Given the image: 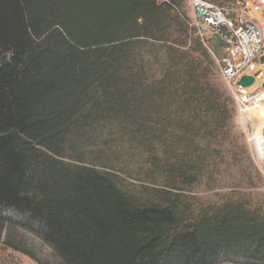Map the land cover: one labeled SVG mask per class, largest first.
Here are the masks:
<instances>
[{"label": "trees", "instance_id": "trees-1", "mask_svg": "<svg viewBox=\"0 0 264 264\" xmlns=\"http://www.w3.org/2000/svg\"><path fill=\"white\" fill-rule=\"evenodd\" d=\"M235 111L181 0H0V242L31 232L59 264H264V213L179 195ZM127 147L165 176L152 199L119 183Z\"/></svg>", "mask_w": 264, "mask_h": 264}, {"label": "rangeland", "instance_id": "rangeland-1", "mask_svg": "<svg viewBox=\"0 0 264 264\" xmlns=\"http://www.w3.org/2000/svg\"><path fill=\"white\" fill-rule=\"evenodd\" d=\"M251 17L264 32V6L256 9L260 0H247ZM191 25L195 13L190 0H181ZM240 13L243 0H221ZM236 17V14H235ZM211 54V53H210ZM213 57V56H212ZM217 81L225 87L235 102V116L227 150L200 151L196 173L198 179L189 184L178 183L180 199L195 214L205 212L229 200L244 202L253 210L264 213V152L258 146V137L264 130V98L254 103L250 117L239 114L232 88L226 83L213 57ZM264 75V62L256 61V73ZM264 80L258 78L247 87L249 93H263ZM117 162L119 183L123 188L143 199H152L165 188V176L152 171L135 148L118 149L113 154ZM206 159L210 161L206 163ZM207 165H211L208 166ZM14 243L18 249L9 245ZM0 264H59L52 250L39 237L22 229H8L6 241L0 242Z\"/></svg>", "mask_w": 264, "mask_h": 264}, {"label": "built area", "instance_id": "built-area-1", "mask_svg": "<svg viewBox=\"0 0 264 264\" xmlns=\"http://www.w3.org/2000/svg\"><path fill=\"white\" fill-rule=\"evenodd\" d=\"M240 13L221 0H190L195 19L192 26L204 47L215 58L223 78L232 88L239 114L249 118L254 103L263 93H249L246 88L237 85L242 75H254L255 81L264 75L256 73V61L264 54V32L251 17L249 2L243 0ZM264 6L260 0L256 9ZM236 14V17H235ZM217 33L228 45L221 44V53L216 54L210 41L211 35Z\"/></svg>", "mask_w": 264, "mask_h": 264}, {"label": "water", "instance_id": "water-1", "mask_svg": "<svg viewBox=\"0 0 264 264\" xmlns=\"http://www.w3.org/2000/svg\"><path fill=\"white\" fill-rule=\"evenodd\" d=\"M210 41L212 42L214 49H215V53L216 54H220L221 53V44H226L228 45V42L225 41L221 36H219L217 33H214L213 35H211L210 37ZM260 61L264 62V54L260 57ZM255 82V76L254 75H242L241 78L238 80L237 85H240L244 88H247L249 86H251L252 84H254ZM262 87L264 88V82L262 84Z\"/></svg>", "mask_w": 264, "mask_h": 264}, {"label": "bare ground", "instance_id": "bare-ground-1", "mask_svg": "<svg viewBox=\"0 0 264 264\" xmlns=\"http://www.w3.org/2000/svg\"><path fill=\"white\" fill-rule=\"evenodd\" d=\"M262 98H264V92H263ZM257 144L260 148V151L264 152V130H263L262 134L260 135V137H258V143Z\"/></svg>", "mask_w": 264, "mask_h": 264}]
</instances>
